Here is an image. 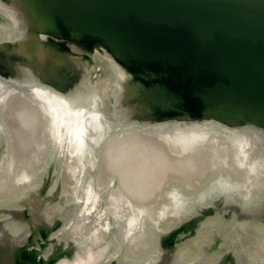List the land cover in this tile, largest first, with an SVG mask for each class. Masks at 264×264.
<instances>
[{"label":"bare ground","instance_id":"obj_1","mask_svg":"<svg viewBox=\"0 0 264 264\" xmlns=\"http://www.w3.org/2000/svg\"><path fill=\"white\" fill-rule=\"evenodd\" d=\"M57 6L0 0V264H245L240 232L263 250L248 264H264V118L205 106L162 65L125 63L89 24L57 26ZM218 40L196 25L175 42L191 55ZM218 129L254 158L244 195L210 161ZM163 147L183 152L170 163Z\"/></svg>","mask_w":264,"mask_h":264},{"label":"water","instance_id":"obj_2","mask_svg":"<svg viewBox=\"0 0 264 264\" xmlns=\"http://www.w3.org/2000/svg\"><path fill=\"white\" fill-rule=\"evenodd\" d=\"M57 1V26L64 18L87 33L89 24L92 35L104 38L125 63L162 65L167 77L176 82L178 74L185 92L205 106L229 104L264 118V0ZM196 25L219 40L188 55L175 41ZM59 34L66 32L60 28ZM165 35L173 43L164 44L159 37ZM251 41L262 49L248 47Z\"/></svg>","mask_w":264,"mask_h":264},{"label":"rangeland","instance_id":"obj_3","mask_svg":"<svg viewBox=\"0 0 264 264\" xmlns=\"http://www.w3.org/2000/svg\"><path fill=\"white\" fill-rule=\"evenodd\" d=\"M220 130H221V129L215 130V131L212 133V135H211L214 139H213L212 137H210L211 140L209 139L210 142H213V141H214L216 144H215L214 142L210 144V142L208 141V142H209L208 144L210 145L209 148L211 147V149H209V151H212V153L210 152V154H209V157H210V159H211L210 161H211V163H212V166H214V170H215V168H216V170H217L216 173H217L218 175H220V176H224L226 173H229V172L231 173V172H232V173L229 175V177H231L233 174L236 173V174H235L236 177L234 176V178H236V179H234L233 176H232V178H233L234 180H237V178H238V179L240 180L241 183H238V181H237V182H233V183H234V184L236 183V185H237L236 188H237V189H240V190L238 191V192H240L239 194L244 195V194L247 192V191H246V190H247L246 188H248L247 186L250 187V185H251V181L249 180L248 177H250V176L252 177V174H253V176H254V172H252V171H254V166H253L254 163L252 162V161L254 160V158L251 156L252 158H251V159H248V158H250V157H246V156L249 155V154H248V153H247V155H246V154H243V153H245V152H243V150H239V149H243V148H241V147H243V146H240V147H239L238 144H240V143L242 144V142L240 141L241 139L239 140L240 142L237 140V139H239V136H238V137L236 136L237 134H235L233 131H230V129H222L221 131H220ZM222 131H223V132H222ZM228 131H229V132H228ZM221 134H222V136H221ZM233 134H234V135H233ZM214 135H215V136H214ZM218 135H220V136H218ZM216 136H217V138H218V137H219V138L217 139ZM227 136H228V137H227ZM135 137H137V136L132 137V138H133L132 140H134ZM234 137H235V140H234ZM231 138H232L233 140H231ZM135 139H136V138H135ZM138 139H139V138H138ZM229 139H230V140H229ZM130 140H131V139H130ZM223 140H224V142H226V143H224ZM228 140H229V141H228ZM136 141H137V140H136ZM221 141H222V142H221ZM132 142H133V141H132ZM234 142H236V143H234ZM237 142H239V143H237ZM138 143H139V144H138ZM219 143H220V144H219ZM134 144H135V143H134ZM212 144H213V145H212ZM218 144H219V145H218ZM233 144H234V145H233ZM241 144H240V145H241ZM137 145H139L140 147L143 146V148L147 146L146 144L144 145V142H141L140 139L137 141ZM141 145H142V146H141ZM214 145H215V146H214ZM236 145H237V147H236ZM221 146H222V147H221ZM149 147H150V146H148V148H149ZM214 147H217L218 149L215 148V150H214ZM220 147L223 148V149H221ZM224 147H225V148H224ZM227 147H228V148H227ZM232 147H234V148H232ZM238 147H239V148H238ZM148 148H146V149L144 148V151L147 150ZM163 148H164V147H163ZM164 149H165V150L168 149V150H167L166 152H163L161 155H163V159H164V155H166V154L168 155L169 158L171 157L172 159H171V158L169 159L168 157L166 158L167 155L165 156L166 160H168L170 163H173V162L175 161V159H176V156H177L178 154H179V155H182L181 153L183 152L182 149H181V151L179 150L178 153H174V152H172V150L169 149L168 147H167V149H166V147H165ZM225 149H226V150H225ZM148 150H149V149H148ZM151 150H152V149H151ZM221 150H222V151H221ZM232 150H234V151H232ZM235 150H236L237 152H235ZM163 151H164V150H163ZM214 151H215L216 153H214ZM223 151H224V152H223ZM228 151H229V153H227ZM225 152H226L227 154H226ZM240 152H241V154H240ZM165 153H166V154H165ZM221 153H223V154H221ZM224 153H225V155H224ZM236 153H237L238 155H234V154H236ZM217 154H218V155H221L222 157H221V156H218ZM149 155H150V156H149ZM151 155H152V154H149V153H148V156H149L148 158L152 159V158H153V157H152L153 155H152V156H151ZM161 155H159V158H160V159L162 158ZM172 155H174V156H172ZM226 155H227V156H226ZM243 155H244L246 158H245ZM217 156H218V157H217ZM223 156H224V159H223V161H222ZM225 156H226V157H229V158H226ZM242 156H243V160H244V162H243V160H241V159H242ZM174 157H175V158H174ZM214 157H216V158H214ZM220 157H221V160H220V161H221V164H222V165H220V163H219V162H220V161H219ZM230 157H231L232 159H231ZM237 158H238V159H237ZM214 159H215L216 161H215ZM226 159H228V161H225ZM229 159H230V160H229ZM235 159H236L237 161H238V160H240V161L237 162ZM246 159L249 161V163L246 162ZM176 160H177V159H176ZM233 160H234V161H233ZM250 160H251V161H250ZM218 161H219V162H218ZM175 162H177V161H175ZM217 162H218V163H217ZM222 162H224L225 165H223ZM227 162H228V164H226ZM230 162L233 163V164H231ZM236 162H237V165H236ZM241 162H242V163H241ZM214 163H215V164H214ZM216 163L219 164L221 167H220V168H219V167L217 168V166H216L217 164H216ZM234 163H235V167L233 166ZM245 163H246V164H245ZM238 164H239V165H238ZM248 164H249V165H248ZM222 166H223V167H222ZM224 166H225V167H224ZM226 166L228 167V170H229V171H226V173H223L224 171L220 172L221 170H227V167H226ZM232 166H233V167H232ZM245 166H247L248 169H247V167H245ZM250 166H251V167H250ZM229 167H230V168H229ZM249 167H250L251 169H250ZM221 168H222V169H221ZM237 168H238V169H237ZM230 169H231V171H230ZM216 170H215V171H216ZM218 170H219V171H218ZM233 170H234V171H233ZM240 170H242V171H240ZM246 170H247V171H246ZM256 170H257V167H256ZM256 170H255V171H256ZM244 171H245V172H244ZM239 172H240V173H239ZM247 172H248V173H247ZM243 173H245V174H243ZM251 173H252V174H251ZM221 174H222V175H221ZM223 174H224V175H223ZM237 174H238L239 176H238ZM248 174H249V175H248ZM242 175H243V176H242ZM247 175H248V176H247ZM237 176H238V177H237ZM246 176H247V178H246ZM225 177H226V176H225ZM239 177H240V178H239ZM251 177H250V178H251ZM227 178H228V177H226L225 179L228 180L229 183H231L232 181H234V180H232V181L230 182L229 179H227ZM242 178L244 179L243 181H241ZM230 180H231V178H230ZM248 180H249V182H248ZM244 181H246L247 183L244 182ZM237 183H238V184H237ZM245 184H247V185H245ZM248 184H249V185H248ZM117 185H118V183H117ZM238 185H239V186H238ZM241 185H243V186H241ZM244 186L246 187V188H245V189H246L245 192H244ZM238 187H239V188H238ZM240 187H242V188H240ZM241 191L243 192V194H242ZM231 222H232V221H231ZM231 222H230V223H231ZM240 225H241V224H240ZM238 226H239V225H238ZM241 226H242V225H241ZM238 233H239V232H238ZM238 233H236L237 235L234 234V237H233V243H234V238H235V240H237V239L239 238V234H240V237L243 238V240H242L241 238H239L240 241H239V239H238V241H235V243L237 242V244H238V245L235 244L236 247H237V251H236L237 255H236V256H238V257L240 256L239 258H241V259H242V258H245V259H242L243 261L247 259V260H248V263H249L251 260L253 261L254 257H255L254 260L256 261V260L258 259L257 257L260 256L259 254H261V252H262L263 250L260 251V253H258L257 256H256V255L254 256V254H255L254 251H258V250H260L261 248H259L258 250H253V248H251V247L254 246V244H251L252 246L249 245V244H247L249 241H248L247 243H246V241H245V244H247V245L244 244V246H240V245H239V242H242V243L244 242V237H243V236H244V234H246V233H245V232H244V233H243V232H242V233L240 232L239 234H238ZM251 234L257 236V235L254 234V233H251ZM235 235H236V236H235ZM241 235H243V236H241ZM247 236H248V234H247ZM247 236L245 237V238H246L245 240H251V239H257V238H258V237H255V236H254V238H253V237L251 236L252 238L249 239L250 236H249L248 238H247ZM236 237H237V238H236ZM241 240H242V241H241ZM251 241H252V240H251ZM251 241H250V242H251ZM240 244H241V243H240ZM259 244H260V243H259ZM242 245H243V244H242ZM248 245H249V246H248ZM260 245H261V244H260ZM239 246H240V247H239ZM263 246H264V245H263ZM259 247H260V246H259ZM244 248H245V249H244ZM246 249H248V250H246ZM249 249H250L251 251H250ZM254 249H255V247H254ZM256 249H257V248H256ZM242 250H245V251L243 252ZM245 252H246L248 255H246ZM249 252H250V253H249ZM258 252H259V251H258ZM253 253H254V254H253ZM256 253H257V252H256ZM242 254H243V255H242ZM244 254H245V256H244ZM252 254H253V255H252ZM249 255H250L251 257H253V256H254V257H253L252 259H250V258H248ZM241 256H242V257H241ZM247 256H248V257H247ZM238 257H236V258L239 260ZM256 258H257V259H256ZM241 259H240V260H241ZM257 261H258V260H257ZM257 261H256V262H257ZM256 262H251V264H254V263H256ZM239 263H241V262H239ZM243 263H244V262H243ZM248 263H245V264H248ZM235 264H237V262H236Z\"/></svg>","mask_w":264,"mask_h":264}]
</instances>
